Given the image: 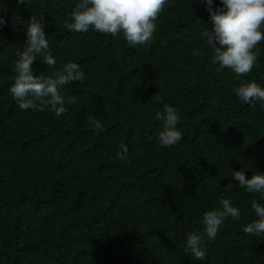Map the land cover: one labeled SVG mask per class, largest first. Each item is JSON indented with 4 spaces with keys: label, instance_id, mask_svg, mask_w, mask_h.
<instances>
[{
    "label": "trees",
    "instance_id": "16d2710c",
    "mask_svg": "<svg viewBox=\"0 0 264 264\" xmlns=\"http://www.w3.org/2000/svg\"><path fill=\"white\" fill-rule=\"evenodd\" d=\"M78 2L0 0V264H264V235L242 230L264 196L231 177L264 173V104L234 92L242 80L264 87V44L257 65L237 78L211 62L200 33L212 24L199 0H168L152 41L135 48L122 34L66 29ZM33 15L47 20L55 68L75 62L85 73L63 87L76 103L60 117L22 110L9 92ZM54 70L40 58L33 65L37 77ZM164 104L177 110L183 133L167 148L156 119ZM221 198L240 219L205 236V259L196 260L187 235L204 233L203 214L222 210Z\"/></svg>",
    "mask_w": 264,
    "mask_h": 264
},
{
    "label": "clouds",
    "instance_id": "9594fccd",
    "mask_svg": "<svg viewBox=\"0 0 264 264\" xmlns=\"http://www.w3.org/2000/svg\"><path fill=\"white\" fill-rule=\"evenodd\" d=\"M23 4L24 0H17ZM207 5L212 28L201 31L200 37L211 48V62L218 64L217 72L230 69L237 78L246 77L257 65L264 44V0H220V7L213 8V0H199ZM168 0H79L64 27L70 31L86 33L94 32L118 37L121 34L126 42L135 48L148 45L156 32L157 20L165 9ZM6 11L0 8V12ZM6 23L0 15V28ZM44 15L31 16L27 22L26 40L22 51L17 52L15 62L14 83L9 89L12 99L22 110L34 109L39 112L48 111L56 117L66 115L67 105L76 103V98L63 94V87L72 82H83L85 73L78 63L68 62L56 69V60L49 47ZM6 41L0 36V47ZM194 56L200 52L193 49ZM37 58L43 64L55 69L49 76L37 77L33 74V65ZM235 94L245 104L259 101L264 104V87L255 81L242 80L234 89ZM152 102H160L159 94ZM156 119L162 120L163 130L158 133L161 147H171L183 138L177 128L180 117L177 110L163 105V111L156 113ZM91 125L102 130L100 120L91 117ZM117 156L124 159L128 153L126 145L121 144ZM233 179L239 182L240 188L248 193H260L264 196V173L252 174L247 178L243 170L233 171ZM234 185L229 183L227 188ZM222 210H210L203 214L204 233H189L186 238L185 251L196 260H204L206 256L203 241L205 236L214 240L223 221L231 217L240 219V210L232 205L229 198H221ZM252 209L257 219L243 227V232L250 236L264 235V204L253 200Z\"/></svg>",
    "mask_w": 264,
    "mask_h": 264
}]
</instances>
